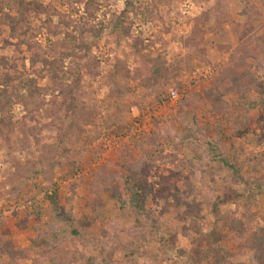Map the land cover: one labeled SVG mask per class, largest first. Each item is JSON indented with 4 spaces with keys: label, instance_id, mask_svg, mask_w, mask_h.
Here are the masks:
<instances>
[{
    "label": "rangeland",
    "instance_id": "374dc122",
    "mask_svg": "<svg viewBox=\"0 0 264 264\" xmlns=\"http://www.w3.org/2000/svg\"><path fill=\"white\" fill-rule=\"evenodd\" d=\"M36 1L46 10L29 23L49 59L65 49V33L52 36L58 15L99 34H87L83 58L66 59L60 73L62 86L78 80L73 97L78 118L69 109L70 97L60 88L53 91L46 78L39 82L41 88L48 87L45 92L27 99L11 97L0 111V121L8 124L0 122V230L23 248L35 236L47 242L29 252L22 264H86L85 258L94 255L93 245L103 249L95 264H219L225 255L226 264H257L242 244L214 243L210 225L200 235L186 230L187 219L206 214V203L216 194L242 191L244 186L231 179L220 159H212L203 142L178 134L184 131V116L196 111L200 129H206V137L221 140L223 156L239 175L264 178V71L254 74L258 86L245 102L234 94L226 98L229 108L219 117L191 101L241 57L248 54L264 63V0H94L93 19L85 10L87 0ZM131 3L141 6L132 10ZM8 4L12 1L0 3V57L11 64L17 60L16 40L8 38L1 22ZM119 21L130 27L128 36L117 28ZM66 31L77 35L72 27ZM138 38L142 46L135 45ZM8 40L11 45L4 46ZM157 56L166 62V78L146 85V59ZM186 99L190 107L182 105ZM157 121H173L175 134L150 143ZM134 167L149 192L147 206L163 225L161 240L145 216L130 207L121 209L116 198L118 189L125 198L121 177ZM46 195L59 200L58 208H52ZM241 205L230 210L252 228L262 225L264 194ZM181 236L197 243L180 247Z\"/></svg>",
    "mask_w": 264,
    "mask_h": 264
},
{
    "label": "trees",
    "instance_id": "16d2710c",
    "mask_svg": "<svg viewBox=\"0 0 264 264\" xmlns=\"http://www.w3.org/2000/svg\"><path fill=\"white\" fill-rule=\"evenodd\" d=\"M3 1L4 0H0V3ZM11 1L12 5H7L8 12L3 14L1 22L7 28L8 38L16 40L14 46L16 47L15 53L17 60H11L10 64L6 58L0 57V68L2 69L0 72V111L7 105L11 97L19 98V96H21V98L25 99L33 98L39 95L40 92H45L48 87H51L53 91L60 88L66 96L70 97L69 109L73 110V117L78 118L80 116V111L73 105L74 91L77 89L78 80H75L72 86H62L59 83L60 73L65 69L64 61L66 59L81 60L83 58L80 52L87 49L84 37H86L87 34H91L94 38H97L99 31H95L91 26L75 23L73 20H70L67 15H58V23L54 27L55 30L52 36H57L61 31L65 33L64 39L61 42V45H64L65 49L58 57L49 59V57L39 49L40 45L35 41L37 35L36 29L35 27L32 29L29 23L32 18L34 20H39L40 15L44 14L43 12L46 10L45 7L36 0ZM94 3L96 4L94 0H87L85 2V10L89 19L95 17L93 12ZM139 6H134L133 3H131L132 10L134 8H139ZM47 9V11H50L52 14L57 13L52 7H48ZM153 9L157 11L156 7ZM0 12H3L1 6ZM154 16L158 18L156 13ZM48 22L51 24L52 19H49ZM69 27L77 31V35L68 34L66 30ZM117 28H120V32L123 36L129 35L130 27H126L123 21L117 23ZM2 33L3 30L0 28V35ZM137 42L141 46L144 44L143 40L140 38L135 41V45ZM57 44H60V42L58 41ZM8 45H11V42L9 40L4 41V46ZM26 60L28 62L27 67L25 66ZM253 60L255 63L252 62ZM165 66L166 62L161 56H157L154 59L148 57L146 59V70L148 73L146 78L143 79L144 84L154 85L166 78L167 69ZM113 68L115 71H118L119 63L114 65ZM261 70L264 71V63H262L260 59L249 57L247 54L245 57L240 58L239 63L234 62L230 67L221 70L218 77L210 81V86L202 87L199 93H195L191 96V101L194 105L201 104L206 107L211 116L219 117L229 108L226 98L231 94L236 95L237 101L245 102V97L249 94L250 90L258 86L256 83L257 78L254 74ZM68 72L71 73L70 70ZM87 72L91 73V70L88 68ZM44 78L48 80L49 86L47 88H41L39 86V82ZM260 92L264 94V89L262 88ZM191 101L186 99L182 102V105L190 107ZM194 105H192V107ZM261 108L264 109V102ZM195 112L196 111H193L192 116H184L185 128L178 136L182 139H195L198 142H203L206 149L210 151L212 159H220L219 161L224 163L231 171V179L235 183H242L244 187L242 191L227 189L216 194L211 201L206 203L207 213L204 215H199L197 213L196 216L188 218L185 228L195 235H200L202 234L204 226L210 225L211 233H209V237L214 243L220 244L227 241L233 245L242 244V249H247L252 252L253 258L257 264H264V211L260 214L262 225H257L255 228H252L250 225H246L240 214L234 210H230L231 207H235V205L241 203V208H243L246 203L250 205L252 200H256L257 197L262 196L264 194V178L261 180H250L248 177L246 178L243 175H239L235 164L230 162V160H226L223 156L221 140L216 141L206 137L204 134L206 133V129H200ZM0 122L2 125L8 126L4 120ZM154 125L156 131L154 133L152 132L151 136L153 139H151L150 143L155 142L159 137L165 138L175 134V124L173 121L169 124L163 121H157ZM121 181L124 185L123 189L126 199H121L123 197L119 189L115 191L117 193L116 198L120 199L119 204H121V209L125 206L130 207L135 213L145 216L150 221L151 231L154 233V237L161 240L163 225H161L158 218L152 216L147 206L149 192L142 184L140 170L134 167L130 170L128 176L121 177ZM45 200L51 204L53 209L58 208L59 200L57 198L48 196ZM195 200L196 197L193 198V201ZM72 232L73 234H78L76 230ZM3 233L4 232L0 230V264H22L28 259L29 252L34 251L35 248L47 246V242L41 236H35L31 238L32 245L23 248L17 246L14 241L7 238ZM195 243L197 242H190L182 236L178 237L177 240V244H179L180 247L188 249L194 246ZM221 248L225 250L227 254L226 248L223 246H221ZM90 252L94 255L85 258L86 264H95V255H103V249L98 247V245H93ZM128 256L131 258L134 257L135 251L131 250ZM39 257V262L42 263L44 257L43 255H39ZM105 258V256L101 258L102 262L106 260ZM225 258L226 255L224 257H219V264H226L227 258Z\"/></svg>",
    "mask_w": 264,
    "mask_h": 264
}]
</instances>
